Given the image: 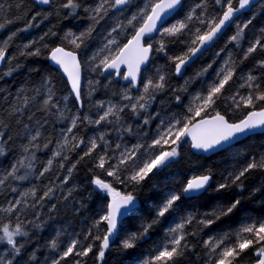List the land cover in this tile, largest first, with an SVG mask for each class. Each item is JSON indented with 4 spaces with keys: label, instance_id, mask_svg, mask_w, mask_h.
I'll return each mask as SVG.
<instances>
[{
    "label": "snow or ice",
    "instance_id": "snow-or-ice-1",
    "mask_svg": "<svg viewBox=\"0 0 264 264\" xmlns=\"http://www.w3.org/2000/svg\"><path fill=\"white\" fill-rule=\"evenodd\" d=\"M0 30V264H108L114 247L124 264H264V183H246L264 146L152 182L185 145L264 135V0H3ZM245 201L261 213L222 227ZM61 206L79 230L55 227Z\"/></svg>",
    "mask_w": 264,
    "mask_h": 264
},
{
    "label": "trees",
    "instance_id": "trees-1",
    "mask_svg": "<svg viewBox=\"0 0 264 264\" xmlns=\"http://www.w3.org/2000/svg\"><path fill=\"white\" fill-rule=\"evenodd\" d=\"M0 2H3V0H0ZM191 2V0H190ZM67 23V22H65ZM71 27V25H68ZM14 30V27H13ZM42 30H46L44 26H42L41 29H34L30 30L29 32L21 34V38L16 40V44H22L27 43L28 40L38 37ZM6 33L2 30H0V40H2L5 37ZM251 36V33H250ZM40 63L43 65H49V62L40 59ZM158 63L163 64V60H159ZM251 63V62H250ZM199 62L197 65H194L193 67H198ZM192 69H189V73H191ZM10 81V87L12 92L14 93L16 88L20 86V84L23 82V77L18 76L15 81H12L11 78H8ZM59 79V77H58ZM173 85H180L183 83V81H177L173 79L172 81ZM3 85V81H0V86ZM31 86V85H29ZM58 87L62 88V85H59ZM99 95V94H98ZM235 118V117H234ZM262 146H264V135L256 134L253 137L245 138L239 143L234 144L231 148H229L227 151L218 152L211 156H204V155H193L191 150L188 148L187 145H185L184 148V154L183 159L181 160L180 164L174 165L172 168L168 169L165 173H162L161 175L153 178V183L159 182L161 187L163 186V183L165 182V178H167L168 185L172 186V180L173 179H183L184 176L190 175L191 170L198 168L200 165H205L208 167H212L214 172H216L218 175L220 173L225 172V170H230L233 163H235L233 157L236 156L237 153H243V152H260L262 149ZM0 161H3V163L6 165L10 161L9 159H5L4 157H0ZM85 179L84 173L77 174V180L75 181L78 184H83V181ZM25 186H27L26 182ZM247 186L248 188H251L254 185H259L261 183H264V173L254 172L251 176L248 177L247 180ZM151 186H149V189H145L141 199L143 201H151V199L154 196V192L150 190ZM258 199V197H257ZM2 202V201H0ZM215 197H205L202 198L200 201H194L193 203L197 204L198 207H200V211L208 210L212 205L215 204ZM206 205V206H201ZM93 205L90 204V207ZM145 211L147 212V207H145ZM261 213V207L260 205L255 201H245L243 211L239 212L234 216L231 220H226L223 225H221L224 228L228 227H235L237 222L244 216V215H259ZM85 216L88 215V212L86 211L84 213ZM83 217H74L71 211H65L63 206H61V211L58 217L59 223L55 225V227H61L66 225H71V227L76 228L79 230L83 225L81 224V220ZM129 227L134 228L135 225L132 222H129ZM52 234L51 228H46L43 232L39 234L41 239L38 240V242L42 245L44 243V239L47 238ZM151 248V243H146L143 248L139 249V252H142L145 257L148 255V252ZM130 256L127 255H118L115 251V247L113 248V251L108 256V264H124V261L127 259H130ZM193 260H195V257H192ZM88 264H93V259L90 257L88 260ZM245 264H247V261H245Z\"/></svg>",
    "mask_w": 264,
    "mask_h": 264
},
{
    "label": "water",
    "instance_id": "water-1",
    "mask_svg": "<svg viewBox=\"0 0 264 264\" xmlns=\"http://www.w3.org/2000/svg\"><path fill=\"white\" fill-rule=\"evenodd\" d=\"M48 62H49V64L51 63L50 61H48ZM258 134H259V133H258ZM243 139H245V138L242 137V138L240 139V141H242ZM235 144H236V143H235ZM213 154H215V153H206V154H197V155H204V156H207V157H208V156H211V155H213Z\"/></svg>",
    "mask_w": 264,
    "mask_h": 264
}]
</instances>
